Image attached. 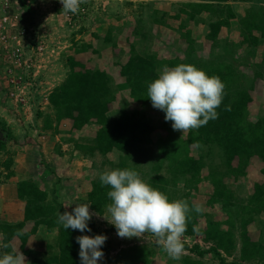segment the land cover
<instances>
[{"label":"trees","instance_id":"trees-1","mask_svg":"<svg viewBox=\"0 0 264 264\" xmlns=\"http://www.w3.org/2000/svg\"><path fill=\"white\" fill-rule=\"evenodd\" d=\"M228 2L229 0H199L185 3L181 11L188 18L181 21L178 29L186 47L180 54L162 56L150 46L148 49H138L137 44L132 42L129 56L121 64V76L127 86L128 100L122 99L114 77L107 70L100 67L88 68L70 54L67 60V76L50 92L51 112L42 121V128L53 130L54 134L62 132L59 128L63 121L72 122L63 142L71 143L73 150H64L62 143L57 144L54 151L62 162L67 154L74 158L81 154L95 157L117 152L119 161L109 160L114 165L113 170H136L144 181L164 192L170 200L178 197L177 191L170 188L173 185L198 189L201 184H206L211 188L206 204L212 209H220L225 218H218L213 212L206 210V207H203V213H190L184 237L199 233L210 247L204 248L200 243L190 245L184 239L185 251L190 254L182 255L178 260L180 264H206L204 259L210 255L218 259L220 264H264V233L259 238L254 237L250 228L254 223L264 226V179L254 183V191L245 202H240L233 187V181L237 182L247 175L253 156L264 161V114L256 121L250 118L255 82L264 78V5L258 8L249 7L250 9L239 13ZM82 6L84 11L79 13L84 14L87 7L85 3ZM79 13L72 14L71 20L76 19ZM24 16L25 14L23 18ZM169 17L180 19L181 15L163 12L155 21L168 26L166 18ZM234 20L238 21L237 28L242 39L239 43L227 40L223 44L221 34L224 28L232 26ZM115 26L110 25L104 35L101 31L98 32L103 36L105 44L114 47L117 38L113 33ZM204 26L209 29L205 37L195 31ZM134 33L141 36L142 42L158 41L151 37L143 25H137ZM203 37L211 41L207 57L199 54ZM234 45L235 48L232 49ZM220 47L224 48L223 51L220 54L215 53ZM74 49L77 53L90 49L95 51L93 40L74 43ZM239 50L244 52L243 57L237 55L236 51ZM6 56L5 50H0L1 64L10 63ZM228 56L233 61L228 60ZM258 57L260 61L248 62L249 59ZM240 59L242 61L239 65L255 67L251 76L235 64L234 61ZM180 64L195 65L209 76H218L225 83L226 94L217 109L219 118L183 135L182 132L173 130L172 122L166 121L165 112L159 110L162 131L157 137L154 133L158 126L148 110L152 108L151 111L157 113L158 109L152 106L148 97V85L159 77L164 66L172 68ZM121 100L119 107H113L115 102ZM131 103L140 106L132 110ZM229 105L230 111L226 110ZM87 128L93 135H74L75 132L78 134ZM0 130L4 133V137L0 139V152L9 154L5 161L0 160V164H4L7 169L8 179L15 178L16 162L24 156L19 149L13 152L8 150L9 143L16 137L11 126L1 116ZM26 147H33V144L29 143ZM214 148L221 151V164L210 165L207 161ZM204 149V153L198 154L199 150ZM38 154L42 155L43 152L38 149ZM48 162L43 161L44 168L55 175L57 168ZM145 162H149L151 170L144 169ZM261 172L264 175V164ZM230 180H233L232 183ZM109 190L110 187H102L100 179L97 178L92 181L91 189L87 193V202L100 216L108 215L106 206L111 203L107 196ZM50 194L34 177L18 182L14 197L23 203V219L0 222L1 256L15 247L16 239L20 241V251L24 255H31L29 243L32 236L45 230L47 233H55L56 241L54 244L48 241L45 249L31 264H81L80 246L76 241L79 236L77 230H66L57 223V214L64 213V205L57 196L50 199ZM187 202L190 207L197 205ZM29 222L33 223L30 231L26 230ZM194 226H198V231H193ZM18 230L21 234H17ZM5 244L9 247L5 248ZM102 250L108 255L113 246L106 242ZM104 264H152V251L146 245L121 248Z\"/></svg>","mask_w":264,"mask_h":264},{"label":"rangeland","instance_id":"rangeland-1","mask_svg":"<svg viewBox=\"0 0 264 264\" xmlns=\"http://www.w3.org/2000/svg\"><path fill=\"white\" fill-rule=\"evenodd\" d=\"M13 3L18 1L23 6L21 12L25 10V16L22 22V28L27 29L29 36L24 35L27 65L15 66L7 63L1 64L0 61V116L11 126L15 139L9 143L8 150L13 152L19 149L23 154V159L16 162L15 178L8 179L6 177L7 169L4 164H0V222L8 220L16 222L23 219V203L15 198L14 193L17 190L19 181L34 177L41 186L46 188L51 194L50 199L55 196L64 205V212H72L78 204H89L87 202V193L91 189V184L94 179L106 170H113L114 165L109 160L118 162L119 153L114 152L108 156L91 155L74 156L67 154L63 159L54 154L57 149V144L63 143L64 150H73L71 143H64L63 138L68 136L72 122L63 121L60 125L61 133L54 134L53 130H45L42 128V121L47 113L51 112L49 108V94L58 85H60L68 73V56L74 55L79 61H82L88 68H104L113 77L115 85L118 87V92L128 100V92L126 83L121 76V64L126 61L129 56L130 44L135 42L138 49H148L149 46L153 50H158L162 56H172L180 54L186 47V43L179 32V24L182 20H187V14L181 9L185 3L199 0H87L86 12L79 13V16L74 20L62 12L63 5L59 0H30L27 4L26 0H11ZM16 3V2H15ZM235 12H241L249 7H260L264 5V0H229ZM17 4V3H16ZM13 4V10H19L20 6ZM25 6H28L26 8ZM20 12V10H19ZM163 12H168L169 15L180 14V19L166 18L168 26L161 25L156 22V17L161 16ZM110 25H116L113 33L116 38V46L105 44L103 36L106 34ZM137 25H143L146 31L156 42L151 40L142 42L141 36L134 33ZM238 21L234 20L232 26L224 28L221 38L231 43H239L242 36L237 28ZM102 27V28H101ZM190 27V26H189ZM196 33H201V36L206 35L209 31L208 26L197 28ZM226 35V36H225ZM202 38L199 54L207 57L211 48V41ZM93 40L95 51L86 50L76 52L74 43H83ZM30 41V42H29ZM28 42V43H27ZM34 43L35 48L32 47ZM237 45V44H236ZM44 46V49L39 48ZM232 46V45H231ZM33 48V49H32ZM235 48V45L232 49ZM220 47L215 53L223 51ZM237 55L243 57L244 52L236 51ZM258 58L249 59L248 62L260 61ZM228 60L233 61L230 56ZM240 61H234L240 69L248 72L251 76L255 67L253 65H239ZM3 63V62H2ZM241 66V67H240ZM18 80L17 98H11V79ZM253 102L250 104V118L256 121L260 115L264 114V78L258 79L255 82V88L252 91ZM121 101L113 104V107H119ZM140 105L131 103V109L139 108ZM152 109V108H151ZM150 112L158 130L154 133L158 137L161 133V113ZM91 133V134H90ZM92 134V131L84 130L74 135ZM80 135V136H81ZM155 137V139L157 138ZM29 143L33 147H26ZM23 149H22V148ZM25 148V149H24ZM155 148V147H154ZM38 149L43 152L38 154ZM212 154L207 157L210 165L221 164L223 156L217 148ZM157 149L155 148V152ZM204 150H199L198 154L204 153ZM9 156L6 152H0V160L5 161ZM83 156V157H82ZM67 158V160H65ZM72 158V159H71ZM71 159V160H70ZM25 160V161H24ZM54 164L57 173L50 174L44 169L43 161ZM65 160V161H64ZM252 163L247 169V175L241 177L237 182L233 181V187L240 202H245L254 191V183L263 181L264 175L261 172L263 160L258 156H253ZM65 162V163H64ZM144 169L151 170L149 162H145ZM39 178V179H38ZM177 191L176 200H185L194 202L198 205L206 207V210L213 212L218 218L224 219L225 215L220 209H212L207 206L206 202L211 192L206 184H201L198 189L186 188L184 186H170ZM189 193V196H187ZM90 205V204H89ZM92 219L89 221L91 232H80L79 236L91 235L95 236L103 234L108 237L107 243L113 246V250L108 255H105L98 264H104L106 260L115 255L121 248L131 247L134 245H146L152 251V264H180L179 261L171 259L167 253L155 243V237L150 234H145L144 238H120L117 235V230L114 225H111L103 216H100L94 210ZM205 224V222H204ZM33 228V223L29 222L26 230L30 231ZM251 234L259 238L264 232V226L254 223L250 226ZM190 244L200 243L204 248L210 247V244L203 240L201 234H196L192 237H184ZM1 241V239H0ZM55 243V233H47L41 230L39 233L32 236L29 247L32 249L31 255L26 256L29 264L37 255L45 249L47 242ZM20 241L16 239L14 245L19 249ZM20 250V249H19ZM190 254L185 251L183 255ZM3 256L0 255V258ZM232 260V258H229ZM206 264H220L218 259L213 256H207L204 259Z\"/></svg>","mask_w":264,"mask_h":264},{"label":"clouds","instance_id":"clouds-1","mask_svg":"<svg viewBox=\"0 0 264 264\" xmlns=\"http://www.w3.org/2000/svg\"><path fill=\"white\" fill-rule=\"evenodd\" d=\"M59 2L63 5L62 12L67 15L78 14L87 0ZM225 88L218 76H209L195 65L180 64L172 68L164 66L159 77L148 85L147 94L152 106L165 112V120L172 122L173 130L184 135L219 118L217 109L223 102ZM226 110H231L230 105ZM99 179L102 187H110L107 196L111 203L106 206L108 215L103 217L115 226L120 238H144L145 234H150L171 259H181L185 252L184 234L190 213H203L202 205L190 207L186 200H170L130 168L106 170ZM93 215L89 204H78L72 212H59L57 223L66 230L91 232L89 221ZM193 231H198V226H194ZM17 234H21L19 230ZM107 239L103 234L77 236L81 264H98L104 258L102 246ZM0 264L29 262L23 252L12 247L0 258Z\"/></svg>","mask_w":264,"mask_h":264},{"label":"built area","instance_id":"built-area-1","mask_svg":"<svg viewBox=\"0 0 264 264\" xmlns=\"http://www.w3.org/2000/svg\"><path fill=\"white\" fill-rule=\"evenodd\" d=\"M17 4H16V3ZM11 0H0V50H5L7 53V60L14 64L15 66L27 65L28 59L26 57L24 35L27 34V29L22 28L23 15L25 10L21 12L23 6L19 4L18 1ZM27 4H30V0L25 1ZM13 4L20 6L18 9L13 10ZM28 8V6H25ZM84 11L83 6L81 5V11ZM71 13H68L67 16L71 20ZM40 50L44 49V46L39 48ZM11 98H17V89H18V80L14 78L11 79Z\"/></svg>","mask_w":264,"mask_h":264},{"label":"water","instance_id":"water-1","mask_svg":"<svg viewBox=\"0 0 264 264\" xmlns=\"http://www.w3.org/2000/svg\"><path fill=\"white\" fill-rule=\"evenodd\" d=\"M4 137V133L2 130H0V139H2Z\"/></svg>","mask_w":264,"mask_h":264},{"label":"crops","instance_id":"crops-1","mask_svg":"<svg viewBox=\"0 0 264 264\" xmlns=\"http://www.w3.org/2000/svg\"><path fill=\"white\" fill-rule=\"evenodd\" d=\"M29 42H30V41H29ZM27 43H28V42H27ZM32 47L35 48L34 43L32 44ZM33 48H32V49H33ZM0 90H1V88H0ZM44 169H45V168H44Z\"/></svg>","mask_w":264,"mask_h":264}]
</instances>
